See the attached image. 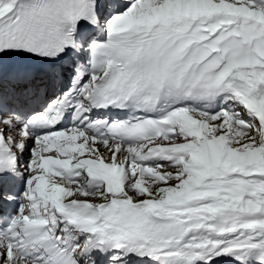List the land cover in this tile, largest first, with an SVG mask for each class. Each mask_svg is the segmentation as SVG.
<instances>
[{"label":"snow or ice","instance_id":"1","mask_svg":"<svg viewBox=\"0 0 264 264\" xmlns=\"http://www.w3.org/2000/svg\"><path fill=\"white\" fill-rule=\"evenodd\" d=\"M0 264H264V0H0Z\"/></svg>","mask_w":264,"mask_h":264}]
</instances>
